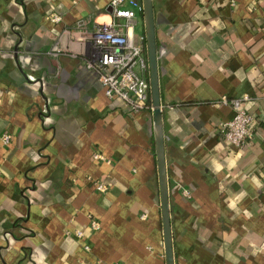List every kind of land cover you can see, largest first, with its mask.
<instances>
[{
  "label": "crops",
  "instance_id": "crops-1",
  "mask_svg": "<svg viewBox=\"0 0 264 264\" xmlns=\"http://www.w3.org/2000/svg\"><path fill=\"white\" fill-rule=\"evenodd\" d=\"M109 1L0 0V264H166L153 110L85 67ZM154 9L175 264H264V0ZM224 95L250 98L247 146Z\"/></svg>",
  "mask_w": 264,
  "mask_h": 264
},
{
  "label": "built area",
  "instance_id": "built-area-1",
  "mask_svg": "<svg viewBox=\"0 0 264 264\" xmlns=\"http://www.w3.org/2000/svg\"><path fill=\"white\" fill-rule=\"evenodd\" d=\"M106 13L110 20L96 24L94 31L88 34L92 48L85 67L96 74L105 95L110 99H121L123 107L128 111L137 113L152 109L145 37L135 31L137 15L143 13L142 3L137 0H110ZM51 19L59 21L60 17L54 15ZM83 24L84 21L79 27L82 28ZM60 52L55 47L51 53L58 55ZM249 99L248 96L241 99H229L226 95L221 97V101L231 105L235 111L231 119L223 121L219 126L225 141L233 146H247L254 137L258 119L247 110L246 102ZM1 139L9 145L12 135L4 133ZM94 158L110 162L99 152L94 153ZM95 185L100 192L109 189L104 181L96 180ZM184 195L190 197L191 193L184 190ZM98 226V222H93L95 229ZM78 235L82 233L78 232ZM113 264L126 263L117 261Z\"/></svg>",
  "mask_w": 264,
  "mask_h": 264
},
{
  "label": "water",
  "instance_id": "water-1",
  "mask_svg": "<svg viewBox=\"0 0 264 264\" xmlns=\"http://www.w3.org/2000/svg\"><path fill=\"white\" fill-rule=\"evenodd\" d=\"M166 264H175L154 0H142Z\"/></svg>",
  "mask_w": 264,
  "mask_h": 264
},
{
  "label": "trees",
  "instance_id": "trees-1",
  "mask_svg": "<svg viewBox=\"0 0 264 264\" xmlns=\"http://www.w3.org/2000/svg\"><path fill=\"white\" fill-rule=\"evenodd\" d=\"M142 14H143V13H142ZM144 37H145V34H144ZM144 42H145V55H146V58H147L146 37H145V40H144Z\"/></svg>",
  "mask_w": 264,
  "mask_h": 264
}]
</instances>
